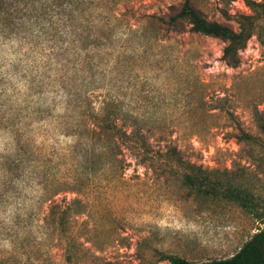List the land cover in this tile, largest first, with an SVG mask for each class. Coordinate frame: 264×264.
<instances>
[{"label": "rangeland", "instance_id": "1", "mask_svg": "<svg viewBox=\"0 0 264 264\" xmlns=\"http://www.w3.org/2000/svg\"><path fill=\"white\" fill-rule=\"evenodd\" d=\"M181 1L88 0L84 24L103 51L86 62L64 37H13L0 19V264H170L163 254L204 263L233 257L264 228L232 202L188 195L179 166L125 150L92 156L93 169L74 135L116 94L153 157L175 145L188 162L264 199V150L243 140L264 143L256 123L264 43L253 37L231 69L223 42L145 26ZM246 1L194 5L237 29L251 14ZM19 4L9 5L18 18Z\"/></svg>", "mask_w": 264, "mask_h": 264}, {"label": "trees", "instance_id": "2", "mask_svg": "<svg viewBox=\"0 0 264 264\" xmlns=\"http://www.w3.org/2000/svg\"><path fill=\"white\" fill-rule=\"evenodd\" d=\"M88 0H0V19L10 20L7 30L14 37L41 35L48 31L56 37H64L74 51H85L83 62L90 60V52L103 49L100 37L96 36L84 24V17L90 10ZM20 3V4H19ZM21 6V16L12 15L9 5ZM250 15L237 18L238 28L209 21L194 5V0H182L172 5L163 14L147 17L146 27H154L157 32L184 33L189 31L217 39L225 44L222 60L228 68L236 69L241 65V53L249 41L257 37L264 43V0L246 1ZM154 31V32H156ZM156 32V33H157ZM149 36H146L148 38ZM92 39V40H91ZM73 45V46H72ZM100 50V51H101ZM103 51V50H102ZM92 121L83 126V132L76 131L79 142L87 149L86 162L95 169L96 160L92 156L98 153L121 154L128 151L146 163L157 160L162 165L177 167L184 171L180 175L181 183L188 195L207 200H224L238 205L264 224V199L251 189L234 179L221 178L215 173L184 159L175 145L167 146L164 152L153 157L149 139L137 118H133L124 102L112 94L101 102L91 115ZM256 123L264 140V111L256 113ZM243 140L256 142L264 150V143L248 134ZM112 153V154H113ZM107 162L104 164L106 165ZM109 163V162H108ZM161 260L170 264H264V228L254 234L231 258L194 263L174 255H161Z\"/></svg>", "mask_w": 264, "mask_h": 264}]
</instances>
